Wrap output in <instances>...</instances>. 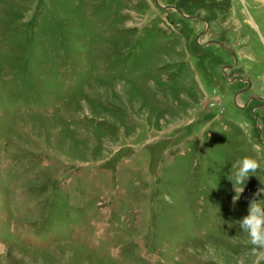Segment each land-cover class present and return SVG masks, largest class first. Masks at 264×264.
<instances>
[{"label": "rangeland", "instance_id": "374dc122", "mask_svg": "<svg viewBox=\"0 0 264 264\" xmlns=\"http://www.w3.org/2000/svg\"><path fill=\"white\" fill-rule=\"evenodd\" d=\"M263 101L264 0H0V264H249Z\"/></svg>", "mask_w": 264, "mask_h": 264}, {"label": "clouds", "instance_id": "9594fccd", "mask_svg": "<svg viewBox=\"0 0 264 264\" xmlns=\"http://www.w3.org/2000/svg\"><path fill=\"white\" fill-rule=\"evenodd\" d=\"M260 167V161L255 156H245L236 164L235 172L230 173L228 177L235 192L232 198L233 204L244 192V186L250 175H254ZM262 194H264V188H259L253 197ZM236 223L246 236L245 244L249 246V264H264V199L253 198L250 200L247 215ZM237 264H245V261L243 259L238 260Z\"/></svg>", "mask_w": 264, "mask_h": 264}, {"label": "water", "instance_id": "95a60500", "mask_svg": "<svg viewBox=\"0 0 264 264\" xmlns=\"http://www.w3.org/2000/svg\"><path fill=\"white\" fill-rule=\"evenodd\" d=\"M168 8V7H167ZM210 43L211 42H216V43H218L221 47H223L224 49H226L233 57H234V59H236V56H235V54H234V52H233V50L230 48V47H228V46H226V45H224L222 42H219V41H209ZM227 67V66H226ZM224 69H225V67H222V71H223V73H224V75H226V73H225V71H224ZM248 81V83H250L249 82V79L247 80ZM250 85V84H249ZM259 130V129H258Z\"/></svg>", "mask_w": 264, "mask_h": 264}, {"label": "flooded vegetation", "instance_id": "af4514ba", "mask_svg": "<svg viewBox=\"0 0 264 264\" xmlns=\"http://www.w3.org/2000/svg\"><path fill=\"white\" fill-rule=\"evenodd\" d=\"M168 6L170 7V8H168V9H174V10H176V8L174 7V5H171V4H168ZM165 9H167V8H165ZM177 11V10H176ZM181 13L183 14V16H188V15H186L185 13H183L182 11H181ZM195 18V16L194 15H190V18ZM199 18H201V19H203L202 17H199ZM207 22V21H206ZM208 23V22H207ZM249 84H251V81L249 80ZM249 86V85H248ZM255 95H257V94H253V95H251V98L250 99H254L255 97ZM264 102V101H263ZM256 114V113H255ZM256 120V119H255ZM256 122V121H255ZM257 127H258V129H259V126L257 125ZM260 130V129H259Z\"/></svg>", "mask_w": 264, "mask_h": 264}]
</instances>
